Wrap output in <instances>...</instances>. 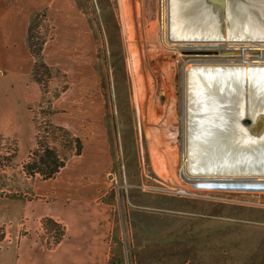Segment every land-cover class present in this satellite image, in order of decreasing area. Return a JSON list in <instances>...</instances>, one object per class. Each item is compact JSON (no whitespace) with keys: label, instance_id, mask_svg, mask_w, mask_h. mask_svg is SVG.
Here are the masks:
<instances>
[{"label":"rangeland","instance_id":"1","mask_svg":"<svg viewBox=\"0 0 264 264\" xmlns=\"http://www.w3.org/2000/svg\"><path fill=\"white\" fill-rule=\"evenodd\" d=\"M66 1L65 8L50 5L33 14V40L41 51L27 48L34 62L30 82L20 86L25 110L11 115L3 107L0 244L11 245L9 222L32 225L22 224L18 235L45 247L63 232L61 222L37 217L50 200L46 178L35 167L46 171L39 160L51 145L64 163L61 176L87 193L84 200L68 197L70 205L108 225L107 264H264V179L199 180L180 173L181 75L183 62L193 56L163 45L160 0ZM204 1L212 10L198 9ZM198 2L173 0V37L210 38L224 28L236 38L264 39V0L232 1L221 21L213 11L220 1ZM203 9H209L206 15ZM72 22L74 29L67 30ZM237 47L202 57L264 60L260 45ZM216 69L225 70L196 73V97L205 90L213 94L211 87L215 95L223 90L228 96L223 104L217 96L197 99L194 120H208L212 128L199 129L191 143L199 154L191 168L261 170L264 154L243 152L255 138L230 139L242 128L243 101L264 111V73L252 74L253 86L249 81L244 89L236 71ZM217 114L221 120L213 123ZM60 184L64 190L65 181Z\"/></svg>","mask_w":264,"mask_h":264},{"label":"crops","instance_id":"2","mask_svg":"<svg viewBox=\"0 0 264 264\" xmlns=\"http://www.w3.org/2000/svg\"><path fill=\"white\" fill-rule=\"evenodd\" d=\"M66 2V0H0V132L3 107L7 106V109H10L9 114L19 110L24 113L27 103L24 101L26 98L24 88L20 86L22 83L30 82L34 62L27 49V30L31 17L38 11L50 8V5L52 8L56 5L57 8L60 5L65 8ZM73 22L66 26L67 30L74 29ZM27 100L30 98L27 97ZM48 147L60 159L55 149L51 145ZM61 174V171H58L52 177L43 180V186H48L45 195L50 200V208L37 213V217L61 222L62 238L51 247H45L42 243L31 241L29 235H18V229L22 224H26L25 228L29 229L32 225L27 222L15 224L9 222L6 227L10 229L11 236L6 240L11 245L0 244V264H107V246L111 242L108 225L92 219L91 212L74 209L70 205L68 197L84 200L83 197L87 196V193L80 187L73 186L71 181ZM62 181H65L64 190L59 187Z\"/></svg>","mask_w":264,"mask_h":264},{"label":"bare ground","instance_id":"3","mask_svg":"<svg viewBox=\"0 0 264 264\" xmlns=\"http://www.w3.org/2000/svg\"><path fill=\"white\" fill-rule=\"evenodd\" d=\"M200 3L201 0H198ZM173 3V0H160V6H159V25H160V38L162 40L163 45L170 49V50H176L182 49L183 52H188L193 56L192 58H189L185 62H183L182 67V165H181V175H183L186 178L189 179H199V180H209V179H237V180H259L264 179V168L261 170H252L249 169H243L239 170L237 168H228V167H220L216 166L208 169H193L191 168V162L198 158L199 154L198 151L195 150V148L191 147V143L196 142V137H200V134H197L200 132L199 129H206L212 128V125L208 122L206 123H199L196 120H198L197 114L199 112L196 111V107H199V104L197 102V99L201 98L204 101H209L210 99H213L214 96H217L218 99L217 102L224 103L227 98V93L223 90L219 92L220 95L216 94L214 90L211 87V90L213 91V94L210 90H205L200 95L198 94V97L195 96V84L197 85L199 79H197V72L206 70L207 72H211L212 70H225V69H216V68H226L229 72L230 71H236V75H239V77L242 79L243 82V88L246 89L253 83V77L252 74H258V73H264V60H251L249 58L236 60L235 62H231L234 60L231 59H219L220 55H217L215 57L214 55H211V58H205L202 56H208L205 55L206 53H210V51L219 52L221 48H227V49H237L239 47V44H246V45H260L264 47V39L261 37H249L248 39L245 38H236L233 36H230L229 31L230 29L222 28V34H213L212 37H188V36H179V37H173L171 34V20H170V9L172 8L171 4ZM219 6H215L213 9L214 12L219 14V21L222 20V15H224L225 11L227 10V0L224 1V4L219 3ZM199 5V4H198ZM210 2L207 1L200 3L198 6V9H202L203 7H207L212 10V6L210 8ZM229 7V6H228ZM230 8V7H229ZM206 12L203 9L204 14L206 15ZM199 10V11H200ZM261 11V10H260ZM264 12V11H263ZM209 19L211 18V12L209 13ZM213 19V18H212ZM211 19V21H212ZM214 23V20L212 21ZM217 23V21H215ZM218 24V23H217ZM222 25V24H221ZM224 27V26H223ZM180 46V47H179ZM236 46V47H235ZM142 49V48H141ZM207 49V50H206ZM210 50V51H208ZM227 52H232L228 51ZM198 56V57H197ZM214 56V57H213ZM145 58V59H144ZM152 56L150 57V59ZM143 61L146 63L149 60V56L142 57ZM148 59V60H147ZM147 64V63H146ZM150 65V64H149ZM225 66H232L231 68L225 67ZM154 70V69H152ZM147 71V70H146ZM154 73V71H153ZM234 73V72H230ZM196 79V83L193 82V80ZM252 82V83H251ZM194 83V84H193ZM253 86V84L251 85ZM197 89V87H196ZM197 92V90H196ZM220 100V101H219ZM204 104V103H202ZM243 114L242 118L239 120L240 124L242 125V128L237 129L239 131V134L236 133V131L232 132V137L230 139V142L234 141L235 138L241 137L243 140H251L252 138H255L253 140H256L255 143H251L250 150L243 151L248 152V154L251 157H255L256 155L263 156L264 154V131L263 135L259 137H255L250 133V129L256 124V122L259 120V116H264V111L259 105H250L249 99L247 101H243ZM193 113H195V117L193 116ZM197 113V114H196ZM218 117H215V120L213 123H215L217 120H221V116L217 114ZM194 118L196 120H194ZM194 120V121H193ZM244 121H247L245 123ZM197 123V124H196ZM199 123V124H198ZM242 129V130H241ZM242 132V133H241ZM241 133V134H240ZM197 134V135H196ZM251 137V138H249ZM204 142V141H200ZM237 142V141H236ZM238 147V146H237ZM221 157V156H220ZM223 161V162H222ZM221 162L224 163V158L221 157ZM221 163V164H222ZM231 181V180H230Z\"/></svg>","mask_w":264,"mask_h":264},{"label":"trees","instance_id":"4","mask_svg":"<svg viewBox=\"0 0 264 264\" xmlns=\"http://www.w3.org/2000/svg\"><path fill=\"white\" fill-rule=\"evenodd\" d=\"M37 17L36 15H33L31 17L29 26H28V30H27V47L31 52H34L36 54H39L41 51V43L37 44L36 41H34V35H33V25H34V18ZM35 44H37V46H35ZM33 47H35V49H33ZM45 152V157L39 161V164H43V166H45L46 171H44L45 169L42 167H35L37 169H39V171L43 174L44 178H49L52 177L56 172L59 171L60 168L63 167L64 163L56 156L55 152L50 149L48 147V145L45 146L44 149ZM37 161H35L36 164ZM47 223H51L53 225L55 224V221H53L52 219H46ZM63 236V232L59 231V233L57 234V236H55L53 243H50V245H54L55 243H57Z\"/></svg>","mask_w":264,"mask_h":264},{"label":"water","instance_id":"5","mask_svg":"<svg viewBox=\"0 0 264 264\" xmlns=\"http://www.w3.org/2000/svg\"><path fill=\"white\" fill-rule=\"evenodd\" d=\"M218 1H220L221 4H224L225 0H218ZM232 1H237V2H239V4H244V3L248 4V2H250L252 0H227V7L226 8H228V6L231 4ZM228 9H231V8H228ZM244 122L247 123V121H244ZM263 131H264V116L260 115L259 120L250 129V133L252 135H254L255 137H259V136L264 134Z\"/></svg>","mask_w":264,"mask_h":264}]
</instances>
